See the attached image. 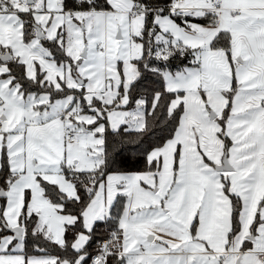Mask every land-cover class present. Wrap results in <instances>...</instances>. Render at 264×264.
<instances>
[{"label":"snow or ice","instance_id":"snow-or-ice-1","mask_svg":"<svg viewBox=\"0 0 264 264\" xmlns=\"http://www.w3.org/2000/svg\"><path fill=\"white\" fill-rule=\"evenodd\" d=\"M0 264H264V0H0Z\"/></svg>","mask_w":264,"mask_h":264}]
</instances>
